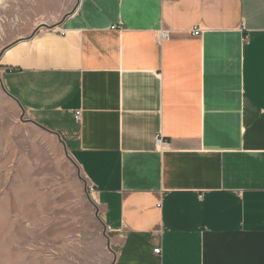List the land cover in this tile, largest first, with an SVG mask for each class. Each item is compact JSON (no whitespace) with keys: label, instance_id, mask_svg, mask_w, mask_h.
<instances>
[{"label":"crops","instance_id":"obj_1","mask_svg":"<svg viewBox=\"0 0 264 264\" xmlns=\"http://www.w3.org/2000/svg\"><path fill=\"white\" fill-rule=\"evenodd\" d=\"M0 79L94 186L112 264H264V0H75Z\"/></svg>","mask_w":264,"mask_h":264},{"label":"rangeland","instance_id":"obj_2","mask_svg":"<svg viewBox=\"0 0 264 264\" xmlns=\"http://www.w3.org/2000/svg\"><path fill=\"white\" fill-rule=\"evenodd\" d=\"M74 4L0 0V52L55 26ZM29 120L0 79V264H112L113 237L91 184L63 138Z\"/></svg>","mask_w":264,"mask_h":264},{"label":"built area","instance_id":"obj_3","mask_svg":"<svg viewBox=\"0 0 264 264\" xmlns=\"http://www.w3.org/2000/svg\"><path fill=\"white\" fill-rule=\"evenodd\" d=\"M191 33L193 35H198L200 33V29H198L197 27H194L191 30ZM169 35L170 34H169L168 29H160L156 34V40L157 42L160 43L161 41L168 39ZM74 117H75V120L77 121L80 119V110L75 111ZM154 143H155V148L157 150H162L168 145L167 142L162 138V136L158 134L155 136ZM90 191H92V193H95V188L93 185L90 186ZM153 252L156 254L160 253V248L159 247L154 248Z\"/></svg>","mask_w":264,"mask_h":264}]
</instances>
